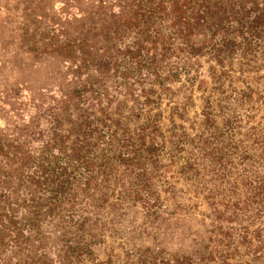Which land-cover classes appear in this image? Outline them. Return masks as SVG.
<instances>
[{"label": "rangeland", "instance_id": "rangeland-1", "mask_svg": "<svg viewBox=\"0 0 264 264\" xmlns=\"http://www.w3.org/2000/svg\"><path fill=\"white\" fill-rule=\"evenodd\" d=\"M176 4L0 0V264H264V201L256 208L247 185L264 181V60L247 79L236 61L192 53ZM213 68L230 72L219 90ZM107 115L154 142L146 175L126 157L112 171L94 162L91 172L112 182L90 191L80 242L38 244L31 234L28 253L17 230L37 189L24 179L42 156L66 160L79 122ZM99 131L83 137L98 141ZM129 142L116 140V153L145 154ZM245 148L253 159H242ZM75 245L83 253L58 250Z\"/></svg>", "mask_w": 264, "mask_h": 264}, {"label": "trees", "instance_id": "trees-1", "mask_svg": "<svg viewBox=\"0 0 264 264\" xmlns=\"http://www.w3.org/2000/svg\"><path fill=\"white\" fill-rule=\"evenodd\" d=\"M176 6L183 14L176 24L179 29L177 35L180 34L182 38H186V43H188L192 53L200 54L202 49H205L216 66L225 63L224 58L229 59V65L232 64V61H236L240 65L239 72L242 75L245 74L244 78H252L249 77V73L257 72L255 68L261 66V61L264 60V56L262 57L259 52V49H264V0H177ZM190 36L192 40L206 37L207 43L194 45L188 39ZM213 69L214 81L218 85L216 90H219L223 86L224 79L231 77L230 72L228 74L227 71ZM184 72L187 70L184 69ZM147 100L150 99L146 97L145 101H138L139 107H144ZM209 100L210 98L208 105L211 102ZM208 105L205 107L204 114L207 124L212 125L210 122L211 109ZM95 125H101L105 129L99 131L96 129L99 126L95 127ZM142 130L144 131V128ZM97 131L100 132L96 135L98 141L91 140L95 136L93 138L88 136L89 138L85 137L84 139L83 134L92 135L93 132L96 133ZM73 134L77 137L71 146V153L69 155L64 153L67 155L66 160L57 156L51 159L52 153L48 156H42L37 165L36 173H32L31 179H24L27 184H31L37 189L36 195L28 197L26 200L23 207V224L17 230L19 234L27 233L25 243L28 244L26 247L28 253L32 252L31 234H33V241L38 242V244L50 239L49 236L56 238L59 242L61 239L64 242L76 244L80 242L77 231L85 216L83 210L86 209L90 191H95L101 186H110L112 182L110 176L98 177L91 172L92 166H99L97 163L93 164L94 162L101 161L104 171H112L116 170V158L126 157L125 161L121 158L119 160L138 168L146 175L145 160L151 154V148L155 147L154 142L150 140L145 142L146 137L144 135L130 133L121 115L113 119L107 115L103 119L94 117L83 120L76 125ZM101 134L104 135L103 138H100ZM118 136L124 137L117 139ZM116 140L123 142L120 147H123L124 143L128 141H130L128 146L131 149H139L138 147L141 145L145 154L136 153L139 156L134 155L133 157L131 154L120 152L121 150L116 153ZM259 141L261 149L257 148V150L264 151V139ZM243 146L247 147V145ZM244 152L242 159L246 158V154H249L252 159L255 157L252 151H247V148ZM260 158L263 160L260 162L264 165V152ZM246 162L249 165L250 162L248 160ZM89 164H92L90 168ZM255 168H258V165ZM247 185L251 198L254 200L258 197L259 199L252 202L257 208V205L264 201V181L262 177L254 176V179H247ZM27 201L31 203H27ZM103 202L104 200L100 203ZM260 212L262 211L259 210L258 214H261ZM14 218L9 217L5 221L12 228L16 223H19L15 222ZM231 231L224 232L226 237L231 236ZM9 232L12 233L10 230ZM12 234L14 235V233ZM76 235V239L72 240ZM256 237L258 238V236ZM262 237L261 242L264 240V236H260V238ZM58 250H62L60 253L65 255L80 254L83 253L84 247L75 245L64 249L58 248ZM36 251L38 252L39 249ZM223 257L224 261L222 262L224 263L227 256L224 255ZM71 261V264H78L73 260Z\"/></svg>", "mask_w": 264, "mask_h": 264}]
</instances>
